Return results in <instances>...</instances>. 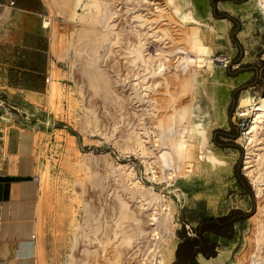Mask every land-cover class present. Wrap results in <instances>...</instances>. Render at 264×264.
<instances>
[{"label": "rangeland", "instance_id": "obj_1", "mask_svg": "<svg viewBox=\"0 0 264 264\" xmlns=\"http://www.w3.org/2000/svg\"><path fill=\"white\" fill-rule=\"evenodd\" d=\"M45 1L48 12L47 16L42 18V23L44 24L46 20L51 21L46 27L51 38L49 86L39 99L21 96L13 98L8 103L0 93V133L5 131L6 134L5 138L2 137L4 143L0 144V149L4 156L5 154L7 156L4 161L0 160V170L32 174L39 182L36 264H96L97 257L88 255L85 252L86 247L96 248L100 262L103 260L101 264H107L104 258L105 253L98 247L97 238H105V232L114 237V234L110 233L111 227L106 226V223L113 222L114 226L115 219L119 220L115 184L105 180V173L101 166L98 169L99 176L93 181L85 180L84 172L77 173L76 177L69 168L86 152L93 151L96 154L110 152L117 160L134 162L140 177H143L146 184L149 183L143 173L144 165L139 159L129 156L123 160L111 139L99 134L91 137L92 134L87 133L85 129L82 117L88 108H95L93 110L105 124V131L112 128L114 118L119 117V110L103 94L95 93L89 87L88 75L94 68L93 65L91 67L90 58L98 57L96 66L100 65L104 67L103 69L120 72L117 74L125 77V82L128 77L130 81L134 78L132 69H135V66L133 68L131 66L133 62L127 49L130 43L128 40L134 41L135 36L131 32V26H128L129 21L121 16L118 22L116 21L120 36L103 39L96 55H92L88 48L93 46L92 43L83 45L81 52H78L71 45V41H79L75 36L76 28H79L83 22L74 23L68 20L66 14L56 13L58 4L55 2L60 0ZM113 1L125 14L128 12L126 9H129L126 7L133 6L130 0V2L128 0ZM157 1L163 2V0ZM190 1L197 16L209 24L208 27H203V32L206 42L212 45V58L216 59L217 65L214 74L210 75L206 83H203L201 93L209 102L210 108L223 120L212 130L211 146L219 156L224 158L226 168L221 172L222 179H218L215 174H210L197 180V187L188 186L183 180H178L175 189L173 186L170 187L171 189L162 188L164 194L173 199L177 208L175 235L172 238V245H175L176 251L184 237L195 235V228L202 220L226 215L231 211H242L251 216L258 203L256 191L243 172V158L246 150L245 146L238 141L244 130L238 108L243 95L254 97L264 95V14L254 5V0ZM211 27L216 29L213 35L209 31ZM121 29L124 31L122 32ZM148 48L152 51L157 46L150 43ZM75 52L77 54H74ZM221 58L230 60L227 66L225 62L220 61ZM126 67L129 68L126 70ZM51 83L56 85L59 83L57 85L59 94L53 104L49 95ZM24 101L28 102L29 106L26 104L27 107H24L22 105ZM222 130L229 133L238 130L239 136L227 137L223 135ZM215 139L222 141L224 145H218ZM46 168L49 174L46 180H42V170ZM78 177L84 181L77 182ZM247 218L235 222L232 232L226 236L212 235L219 243L217 255L214 257H217L221 251L227 252L228 256L223 264H235L242 251L246 252V263L256 258L257 251L253 250V246L248 242L251 224ZM96 222L100 229L97 232L98 235L94 234L97 230L92 227V223ZM77 224L81 225V229L75 235L72 228L74 227V231ZM169 235L172 236V233ZM88 236L94 240L92 244H89ZM176 251L172 264L176 260ZM131 254L132 251L127 252L123 264H137ZM202 256L198 257L200 264H204Z\"/></svg>", "mask_w": 264, "mask_h": 264}, {"label": "bare ground", "instance_id": "obj_2", "mask_svg": "<svg viewBox=\"0 0 264 264\" xmlns=\"http://www.w3.org/2000/svg\"><path fill=\"white\" fill-rule=\"evenodd\" d=\"M130 1L133 6L125 8L127 14L122 13L113 0H60L55 3L58 4L56 13L66 14L71 22H83L76 28L75 36L79 41L70 43L78 52L83 45L92 43L93 46L88 48L92 55H96L103 39L120 36L117 31L119 17L129 21L135 40H128L129 48L125 49L131 54L132 68L135 66L132 69L134 78L128 81V77L126 83V78L118 75L120 72L96 66L98 57L90 58L94 68L88 75L89 87L109 99L119 110V117L114 118L109 131H105V124L93 110L95 108H88L82 117L91 137L99 134L111 139L123 160L129 156L139 159L149 183L140 177L134 162L117 160L110 152H86L80 159H75L69 169L76 177L77 173L84 172V179L93 181L99 176L101 166L105 180L115 184L119 220L115 219L114 226L113 222L106 223L114 237L106 232L105 238L96 236L107 264H123L127 252L131 251L137 264H172L176 251L172 238L177 208L162 188L171 189L173 186L175 189L178 180L197 187V180L210 174L222 179L221 172L226 168L224 158L211 146L212 130L223 120L201 93L203 83L214 74L217 64L212 58V45L206 42L203 32V27L209 24L197 16L190 0ZM254 5L264 14V0H254ZM50 22L46 20L43 25L49 26ZM209 31L213 35L216 29L211 27ZM150 43L156 44L157 48L151 51L148 48ZM57 85L51 83L50 86L52 104L59 94ZM238 115L250 117L238 141L246 150L243 172L250 179L258 198L255 212L247 218L251 224L248 242L257 251V256L246 263V252L242 251L235 264H264V95H243ZM5 135V131L0 133L1 137ZM48 174V168L42 170V180H46ZM76 181L84 180L78 177ZM92 227L97 230L96 235L100 230L97 222L92 223ZM73 228L76 235L81 225L77 224L74 231ZM171 233L172 236L169 235ZM93 241L88 236L89 244ZM85 252L97 257L96 264L103 261L100 262L96 248L86 247ZM227 256L226 251H221L217 257L202 256V261L204 264H223Z\"/></svg>", "mask_w": 264, "mask_h": 264}, {"label": "crops", "instance_id": "obj_3", "mask_svg": "<svg viewBox=\"0 0 264 264\" xmlns=\"http://www.w3.org/2000/svg\"><path fill=\"white\" fill-rule=\"evenodd\" d=\"M14 1L10 5L9 0H0V93L8 103L21 96L39 99L48 89L51 69V38L42 23L46 1ZM3 156L0 149L1 161ZM39 194L34 175L0 170V264H36ZM204 235L218 251L213 236L219 235Z\"/></svg>", "mask_w": 264, "mask_h": 264}, {"label": "trees", "instance_id": "obj_4", "mask_svg": "<svg viewBox=\"0 0 264 264\" xmlns=\"http://www.w3.org/2000/svg\"><path fill=\"white\" fill-rule=\"evenodd\" d=\"M223 135L231 138H237L239 131L234 130L229 133L222 130ZM218 145L223 146L222 141L214 140ZM250 214L242 211H231L226 215L211 217L202 220L195 228V235L184 237L179 243L176 251V260L173 264H200L196 256L202 253L205 257L210 258L217 255L216 243L204 235L205 232H212L219 236L230 234L237 221L246 219Z\"/></svg>", "mask_w": 264, "mask_h": 264}, {"label": "built area", "instance_id": "obj_5", "mask_svg": "<svg viewBox=\"0 0 264 264\" xmlns=\"http://www.w3.org/2000/svg\"><path fill=\"white\" fill-rule=\"evenodd\" d=\"M14 3H15V1L14 0H9V4L10 5H14ZM47 27V26H46ZM220 61H222V62H225V65L227 66L228 65V63L230 62V60H228L227 58H221L220 59ZM10 107H12V108H15L14 106H12V105H9ZM240 117H242V126H243V129L245 130L246 128H247V126H248V124H249V117H245V116H240ZM244 130L242 131V133L244 132ZM35 237V236H34Z\"/></svg>", "mask_w": 264, "mask_h": 264}]
</instances>
